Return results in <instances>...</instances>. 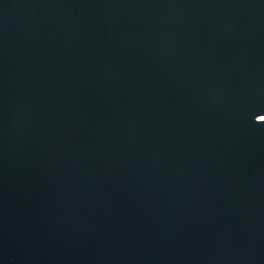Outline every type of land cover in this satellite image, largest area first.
<instances>
[{"label":"water","instance_id":"1","mask_svg":"<svg viewBox=\"0 0 264 264\" xmlns=\"http://www.w3.org/2000/svg\"><path fill=\"white\" fill-rule=\"evenodd\" d=\"M0 264H264V0H0Z\"/></svg>","mask_w":264,"mask_h":264}]
</instances>
